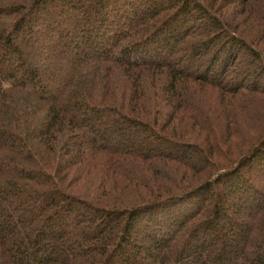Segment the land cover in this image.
Masks as SVG:
<instances>
[{
	"label": "trees",
	"instance_id": "1",
	"mask_svg": "<svg viewBox=\"0 0 264 264\" xmlns=\"http://www.w3.org/2000/svg\"><path fill=\"white\" fill-rule=\"evenodd\" d=\"M258 78L264 0H0V264H264Z\"/></svg>",
	"mask_w": 264,
	"mask_h": 264
},
{
	"label": "rangeland",
	"instance_id": "2",
	"mask_svg": "<svg viewBox=\"0 0 264 264\" xmlns=\"http://www.w3.org/2000/svg\"><path fill=\"white\" fill-rule=\"evenodd\" d=\"M158 1V3H159V1L160 2H167V1H169V0H157ZM189 21H193V17H191L190 19H189ZM202 27H203V24H200V25H198V24H196V26L194 27L193 26V28L195 29V28H199V29H202ZM196 31V30H195ZM187 53L185 52V50H183V49H181L180 50V55H182V56H184V55H186ZM202 55V54H201ZM187 56V55H186ZM180 58V59H179ZM185 58V59H184ZM183 58V62L186 64V63H190V65H191V69L192 70H194L196 67H199V70L200 69H203L204 67V64H206V62H207V60L205 59H203L202 57H197V58H193V59H191V61H188V59H187V57H184ZM241 60H243L242 58V55H241ZM178 60H181V57H178L177 58ZM204 60V61H203ZM239 61V64L240 63H242V61ZM199 62H201V63H199ZM183 63V64H184ZM179 65H182V61H181V63L179 64ZM238 65V64H237ZM237 65H235V66H232V67H228L227 68V77H226V82H229V80H230V76H231V74H233L234 73V71H235V67L237 66ZM245 68H246V71L247 70H249V73L251 72V70H255V66L254 65H252V66H249V67H246L245 66ZM248 68V69H247ZM218 69V68H217ZM214 70V74H217V71L218 70ZM247 76H248V73L246 72V75H245V78L246 79H250L251 78V76H248V78H247ZM256 82H258V84L260 85V86H262V85H264V79H262V80H259V78H258V80H255ZM251 81H248V82H246L247 84H249ZM132 133V132H131ZM133 134V133H132ZM122 137H119V139H121ZM229 198L227 199L228 200V202L226 201V203H229V204H231L232 203V199H234V197H233V195H230V196H228ZM239 200H242V199H240L239 198ZM240 202H242V201H240ZM238 204L240 205V204H242V203H239L238 202ZM245 205L247 204V203H244ZM243 208H244V210H245V208H247L246 206H242ZM249 207V206H248ZM228 212H229V214H232V212H233V209H232V207L230 206L229 208H228ZM242 213V212H241ZM241 213H238V214H236L235 215V218L236 219H238V220H241V219H243V217H244V215L243 214H241Z\"/></svg>",
	"mask_w": 264,
	"mask_h": 264
}]
</instances>
